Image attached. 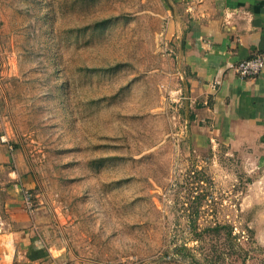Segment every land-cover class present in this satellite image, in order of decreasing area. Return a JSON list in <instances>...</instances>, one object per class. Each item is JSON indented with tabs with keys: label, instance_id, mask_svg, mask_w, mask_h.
I'll use <instances>...</instances> for the list:
<instances>
[{
	"label": "rangeland",
	"instance_id": "374dc122",
	"mask_svg": "<svg viewBox=\"0 0 264 264\" xmlns=\"http://www.w3.org/2000/svg\"><path fill=\"white\" fill-rule=\"evenodd\" d=\"M167 9L0 0V264L18 163L55 264H264V163L195 129Z\"/></svg>",
	"mask_w": 264,
	"mask_h": 264
},
{
	"label": "crops",
	"instance_id": "0c3cea01",
	"mask_svg": "<svg viewBox=\"0 0 264 264\" xmlns=\"http://www.w3.org/2000/svg\"><path fill=\"white\" fill-rule=\"evenodd\" d=\"M163 1L176 37L181 36L179 76L188 92L185 97L193 110V123L198 125L195 129L238 157L247 153L250 161L264 163V68L250 79L228 69L230 64L264 55V0ZM2 137L0 172L6 173L15 155ZM9 173L16 179L7 211L8 228L14 230L9 234L15 243L12 261L55 264L34 211L26 207L24 185L34 184L32 176L20 163ZM263 179L254 183H264Z\"/></svg>",
	"mask_w": 264,
	"mask_h": 264
},
{
	"label": "built area",
	"instance_id": "2783aa9c",
	"mask_svg": "<svg viewBox=\"0 0 264 264\" xmlns=\"http://www.w3.org/2000/svg\"><path fill=\"white\" fill-rule=\"evenodd\" d=\"M264 68V55L257 54L248 59L240 61L236 64H230L228 66L229 70L235 72V74L241 79L255 78L262 72ZM1 140L5 142L6 140L2 137ZM29 193L25 192L26 207L31 208V202L29 201Z\"/></svg>",
	"mask_w": 264,
	"mask_h": 264
},
{
	"label": "trees",
	"instance_id": "16d2710c",
	"mask_svg": "<svg viewBox=\"0 0 264 264\" xmlns=\"http://www.w3.org/2000/svg\"><path fill=\"white\" fill-rule=\"evenodd\" d=\"M24 189L26 192L30 193L34 189V184L32 186H30L29 188H27V186L24 185Z\"/></svg>",
	"mask_w": 264,
	"mask_h": 264
}]
</instances>
